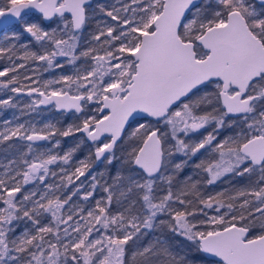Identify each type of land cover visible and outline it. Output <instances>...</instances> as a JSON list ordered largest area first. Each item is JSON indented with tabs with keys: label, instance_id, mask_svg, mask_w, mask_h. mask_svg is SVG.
<instances>
[{
	"label": "snow or ice",
	"instance_id": "6c2138e0",
	"mask_svg": "<svg viewBox=\"0 0 264 264\" xmlns=\"http://www.w3.org/2000/svg\"><path fill=\"white\" fill-rule=\"evenodd\" d=\"M118 3L99 6L112 23L98 24L79 50L91 0H0V30L14 28L12 39L27 34L40 48L21 45L18 55L15 44L0 45L10 62L0 89L33 97L24 114L54 105L80 117L64 130L4 122L0 145L24 144L9 143L3 151L14 155L0 163V264H264V0ZM61 57L83 63L42 84L36 69L21 75L28 65L15 62L48 71L65 66ZM0 107L17 104L9 96ZM225 127L239 130L218 140ZM76 133L83 138L63 154L53 151L60 139L46 150L36 144ZM85 142L91 151L74 160ZM201 150L194 170L206 178L179 180ZM114 161L122 167L110 173ZM98 162L106 170L92 174ZM225 177L247 181L201 191ZM97 189L104 195L94 199ZM78 195L94 204H74ZM114 203L122 210L112 213ZM19 221L31 227L17 236ZM164 230L189 252L175 254L161 237L137 244Z\"/></svg>",
	"mask_w": 264,
	"mask_h": 264
},
{
	"label": "rangeland",
	"instance_id": "374dc122",
	"mask_svg": "<svg viewBox=\"0 0 264 264\" xmlns=\"http://www.w3.org/2000/svg\"><path fill=\"white\" fill-rule=\"evenodd\" d=\"M120 2H127V0H120ZM116 5L117 7L120 6V3H118V0H91V7L89 8V16L90 19L87 21L84 29L79 33V50H83L86 47L89 46L91 43V36L95 32H97V25L99 24L101 27L103 26V22L107 21L109 24L112 23L110 21V18L106 17L102 12H100L99 6L103 5L105 8L110 9L113 5ZM56 25H53L55 27ZM16 31L14 28H7L3 30V32L0 33V45H10L15 44L16 50L18 55H23L24 49L21 47V45H28L29 51H40L39 45L36 44L33 38H31L27 34H20L17 39H12V32ZM5 36H8L9 39H5ZM16 63H27L28 67L25 69H20L21 75H33L32 69H36V73L34 75V79L38 78L40 83L42 84L44 81L47 80H54L58 79L61 75H74L75 67L80 66L83 61H78L77 64L69 65L66 63L65 58H58V63H63L65 66L63 68H52L48 71H44L45 65L40 62L39 65L35 62H25L21 60H16ZM10 66V62L7 60V57L0 59V69ZM0 79H6V78H0ZM24 83H28L27 81H24ZM51 87L59 88L61 85H52ZM9 96L13 98V102L17 104V107H0V130H3L4 128V122L5 121H12V125L14 126L16 123H26L31 122L34 126L37 128L43 127L45 124H54L57 128L64 130L71 124H78L80 122L79 114H76L74 111H56L54 109L53 105L49 106H40L36 109V111H27L26 114L22 112V110H25V106L31 102V99L33 97H29L26 94H14L9 92L6 89H0V99H7ZM91 107V105L89 106ZM228 119V118H227ZM236 119V118H231ZM238 128H228L225 127L220 130V135L218 136V140H222L224 137L228 135L234 134L236 131H238ZM206 131H211V127L208 129H203L201 131L202 133H205ZM200 137V134H193L194 139H198ZM83 138L82 133H76L73 136L64 138V137H55L53 138V141H38L36 142L38 148L40 150H46L49 148H52V145L55 142V139L61 140V145L59 149H53V151H58L60 154H63L64 151L74 147L81 139ZM9 143H15L19 145H23L24 142H20L17 140L5 142V144L0 145V163H7L8 159H11L14 155V150H9L8 152H4L3 149L7 148V145ZM23 150V149H22ZM91 151L90 142H85L80 149L76 152L74 160L83 159L88 152ZM121 155L120 151H117V156ZM206 156L205 150H201V153L198 154L197 157L192 158V160L189 162V164L185 167L183 173L180 174L179 180H183L187 176H192L194 179H205L206 177L204 174L197 175L196 171L194 170L195 163H198L200 159L204 158ZM121 164L119 161H114V165H112L109 169H107L110 173H115L117 170L121 169ZM106 166L103 162H100V164L97 167H94L91 169L92 174L99 173L101 171H105ZM3 169H0V172H2ZM232 179L233 177H228V179ZM105 180H108L109 183H111L110 175H105ZM84 178H81V181H83ZM81 181H77V184H79ZM220 181V180H219ZM247 181V177L245 178H239L240 185L245 184ZM49 182H52V179L50 178ZM103 183V180L101 181ZM159 185V181H158ZM31 185H28L27 188H31ZM224 186L223 182H218L217 185H206L202 187L201 191L204 192L205 195L209 194H215L217 192L223 191ZM175 190V188H174ZM103 194L102 190L97 189L95 198H100ZM94 199L90 200L88 202H83L80 199V196L73 197V203L74 204H82L86 208L91 207L94 204ZM119 209L118 205L115 203L113 204L111 208V212L115 213ZM47 222V221H45ZM19 227L16 230L15 235H20L21 231L25 226L31 227L30 222L27 221H19L17 222ZM149 243V240H147V235L141 237L139 241H137V244L139 245H146ZM137 244H133L131 241L129 242V245L126 246L128 249L129 255L131 252L135 249Z\"/></svg>",
	"mask_w": 264,
	"mask_h": 264
},
{
	"label": "trees",
	"instance_id": "16d2710c",
	"mask_svg": "<svg viewBox=\"0 0 264 264\" xmlns=\"http://www.w3.org/2000/svg\"><path fill=\"white\" fill-rule=\"evenodd\" d=\"M238 184L240 185L241 183L238 181ZM226 185H227L226 188L228 187L229 189H231V187L233 186V181L229 180ZM224 188H225V186H224ZM118 207L120 209L119 205H118ZM157 237H161V238L165 239L167 241L168 245L173 250V252L177 255H184V254L189 252V242H187L181 236H178L174 233L168 232L167 230H164L163 232L154 231V232H150L147 234V240H149V242L153 241Z\"/></svg>",
	"mask_w": 264,
	"mask_h": 264
},
{
	"label": "flooded vegetation",
	"instance_id": "af4514ba",
	"mask_svg": "<svg viewBox=\"0 0 264 264\" xmlns=\"http://www.w3.org/2000/svg\"><path fill=\"white\" fill-rule=\"evenodd\" d=\"M8 27H3L2 28V30H0V33L1 32H3V30H5V29H7ZM23 94H25V93H23ZM231 118H235V117H229L228 119H231ZM203 130V129H202ZM201 130V131H202ZM100 164V162L96 165V166H94V167H97L98 165ZM229 180H231V181H233V185H235V186H239V184H238V181H239V178H237V177H233L232 179H228V177H225V178H223L222 180H220V181H218V182H223V185L225 186V188L223 189V190H226L227 188H226V184L228 183V181ZM215 185H217V182L214 184V186ZM229 189V188H228Z\"/></svg>",
	"mask_w": 264,
	"mask_h": 264
},
{
	"label": "water",
	"instance_id": "95a60500",
	"mask_svg": "<svg viewBox=\"0 0 264 264\" xmlns=\"http://www.w3.org/2000/svg\"><path fill=\"white\" fill-rule=\"evenodd\" d=\"M21 94H23V93H21ZM41 106H49V105H41ZM54 106V105H53ZM54 109L56 110V111H64V110H57L55 107H54ZM74 111V110H73ZM65 112H69V111H65ZM99 163V162H98ZM98 163H96L94 166H96Z\"/></svg>",
	"mask_w": 264,
	"mask_h": 264
}]
</instances>
